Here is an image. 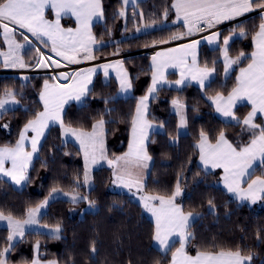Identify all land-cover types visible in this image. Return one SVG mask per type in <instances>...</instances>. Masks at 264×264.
<instances>
[{"label":"trees","instance_id":"1","mask_svg":"<svg viewBox=\"0 0 264 264\" xmlns=\"http://www.w3.org/2000/svg\"><path fill=\"white\" fill-rule=\"evenodd\" d=\"M101 3L103 23L92 28L97 40V48L93 51L95 60L121 51L136 52L165 40L172 41L170 37L181 32L170 7L173 0H138L135 8L127 10L124 29L119 17L121 0H101ZM135 9L143 16L138 15ZM165 9H169L166 19ZM139 16L146 25L155 28L134 34ZM260 23L261 14H255L220 33L223 38L233 31L240 32L241 28L245 32L244 36L234 38L228 45L229 57L245 54L229 77H223L219 49L210 50L201 45L199 65L203 67L207 64L209 68H215L214 79L209 86L203 89L192 85L178 90L161 88L150 101L147 119L156 125H163V132L152 134L147 144L151 168L142 193L167 196L179 182L182 194L176 202L185 214L191 212L199 216L188 229L192 235L186 251L190 255H195L197 251L239 250L241 255L252 257L249 264H264V200L259 207H248L233 201L219 186L217 173H205L198 167V152L195 149L201 132L207 135L210 143H215L221 132L234 147L249 143L251 133L242 124L220 121L209 99L217 93L226 96L234 88L237 70L250 60L252 40ZM62 25L68 27L72 23L63 20ZM38 46L51 55L47 47ZM2 49L0 41V51ZM23 57L30 65L26 68L30 69L35 66L38 53L28 45ZM149 58L134 55L122 60L132 85L131 97L118 98L114 80L103 83L100 75H96L83 103L69 104L64 109L66 127L90 131L94 123L101 119L105 121V147L109 160L127 150L136 102L145 96L150 82ZM0 70H3L1 64ZM46 79L54 82L48 75L22 78L0 75V97H3L5 89H11L16 92L19 101V107L0 115V146L15 145L24 125L41 111L39 94ZM174 100L186 109L187 131L184 135L177 133V116L172 107ZM247 112L246 106H240L234 114L242 120ZM173 139L176 144L170 142ZM262 172L264 169L257 166L253 177L261 176ZM28 176L30 179L21 190H15L0 179V212L5 216L11 215L13 219L23 221L27 210L48 198L53 188L62 193L86 196L88 200L50 202L38 223L51 229L59 226L58 238L38 232L25 233L10 252L8 264H31L35 257L41 262L53 261L56 264H169L178 245L174 244L164 254L154 248L152 221L128 195L109 191V168L96 170L92 176V188L86 190L80 154L72 144L61 143L58 127L48 130ZM210 200L214 205L211 209ZM89 201L94 202V211L86 210ZM8 235L7 229L0 228V250L8 246ZM93 246L95 252L92 251Z\"/></svg>","mask_w":264,"mask_h":264},{"label":"snow or ice","instance_id":"2","mask_svg":"<svg viewBox=\"0 0 264 264\" xmlns=\"http://www.w3.org/2000/svg\"><path fill=\"white\" fill-rule=\"evenodd\" d=\"M135 0H123L124 5ZM171 9L175 10L177 20H182L185 33L172 35L170 40L183 39L185 36H192L197 32L205 31L226 20L235 19L244 13L255 9H261V23L259 30L253 37L255 51L251 53V62L245 68L240 69L236 77V86L227 97L217 93L215 97H210L212 103L216 105V111L224 117L242 124L251 133L248 144L242 147H234L221 132L216 143H210L207 135L200 134V143L197 147L200 150V160L205 168H219L223 170L222 181L229 193L234 194L240 200H251L256 203L264 200V172L261 176L253 179L255 172L254 165L259 162V166L264 169V123H256L258 114L264 116V0H173ZM51 10L54 19H48L46 13ZM169 9H165L164 17L168 16ZM125 15L122 10L119 13ZM75 18L76 26L64 27L61 20L65 16ZM141 17L143 13H140ZM104 16L101 0H0V34L4 37V42L8 46L7 52H0L3 57L5 68H25L30 65L25 63L21 50L25 45L35 48L38 57L35 60V67L61 68V61L67 64H79L82 61L92 60L93 46L97 43L96 37L92 33V22L94 19H102ZM139 31V29H138ZM19 36L25 42L21 44L17 41ZM35 38L45 47H50V52L60 59H53L51 55L36 47L29 35ZM235 35V31H233ZM240 36L245 32L241 28ZM220 37V33L213 32L212 35L203 37L208 43H215ZM231 36L224 37L221 48L224 57L225 74L233 64H236L245 54L235 60L228 54L229 41ZM169 41H161L168 43ZM199 40H193L188 44L180 45L177 48H169L157 52L153 57V77L152 86L148 89V94L141 97L136 106V114L132 119V138L129 142V150L122 157L116 160H108L107 163L113 167L115 176L114 183L128 188H136L138 192L144 191V183L140 176L134 175L131 169L147 168V161L150 157L144 148V141L147 139L148 129L152 125L147 121L149 98H155L154 93L164 80L163 69L166 67H179L180 79L175 81L177 86L183 85L186 80L198 81L201 88L207 87L208 81L215 68H209L207 64L201 67L197 61V46ZM83 53V55H81ZM104 70V75L108 76V69H115L120 80L121 90L127 92L131 88L126 71L123 70L122 63L102 64L98 66ZM97 67L81 69L74 73L59 72L51 77L53 81H70V84L52 83L46 79L43 90L39 94L43 110L36 112L34 119L29 120L19 133V137L13 146H0V176L9 178L16 185L28 182V169L32 164L34 156L40 151L41 139L45 136L46 129L52 123H59L62 132L71 134L80 143L81 151L84 154L85 173L84 183L89 182V169L99 160L106 159L103 140V119L92 125V131L77 130L65 127L62 113L65 104L69 100H76L83 103V98L88 95L90 89L88 85L92 82V76L96 74ZM16 92L5 89L3 97H0V115L6 110L9 104H19L16 99ZM247 101L251 105V111L243 120H239L233 112V108L238 102ZM173 105L179 110L184 107L174 100ZM181 126L185 124L183 116L180 121ZM7 127V125H3ZM163 127V125H161ZM33 135L29 137L28 133ZM30 145L31 150H28ZM123 161V166H121ZM10 163L11 167H6ZM250 181V182H249ZM247 184V187H241ZM57 192L52 189L49 194L52 196ZM182 190L179 182L175 190L170 195H141L140 200L143 207L155 218V230L153 240L158 243L161 250L170 251L176 242L173 237H178L179 247L172 252L171 264H246L252 257L243 256L239 250L236 251H197L196 255H190L186 251V244L191 238L188 231L190 223L196 218L191 212L185 214L182 207L176 202V198L181 196ZM67 195V193H65ZM73 203L80 199L88 200V197H71ZM48 201L37 205L35 208L27 210L28 219L21 222L13 219L11 215L5 216L0 212V221H7L9 235L7 237L8 246L0 250V264H8V256L15 247L13 243L18 237L24 235L25 225L37 223V216L41 209L47 205ZM89 207H94V202L89 201ZM210 209L214 207L209 201ZM57 226L54 233H59ZM58 238V236L56 237ZM38 250L39 245H36ZM95 252V247L92 249ZM32 264H40L39 260H33ZM54 264V262H52Z\"/></svg>","mask_w":264,"mask_h":264},{"label":"crops","instance_id":"3","mask_svg":"<svg viewBox=\"0 0 264 264\" xmlns=\"http://www.w3.org/2000/svg\"><path fill=\"white\" fill-rule=\"evenodd\" d=\"M137 1L138 0H135V3H132V2H130L128 5H124L123 4V0H121V3H122V9H121V11L123 10L124 12H126V10H128L129 8H134L135 6H136V4H137ZM173 12H174V15H175V23L176 24H178V25H180V27H181V32L179 33V34H181V33H185L186 31H187V29L184 27V25H183V21L182 20H177V17H176V14H175V10L173 9ZM253 12H255V10H253V11H251V12H248V13H244L242 16H238V17H236L235 19H232V20H236V19H240V18H243V17H247V16H249V15H251ZM46 15H47V18L48 19H54V13H52L51 12V10H49L47 13H46ZM103 19L104 18H102V19H94L93 20V22H92V28H93V26L94 25H96V24H102L103 23ZM63 20H67L68 22H71L72 23V26H68V27H75L76 26V21H75V18L74 17H72V16H65V17H63L62 18V20H61V24H62V21ZM232 20H226V21H223V22H221V23H219V24H222V23H226V22H229V21H232ZM262 22V21H261ZM63 26V25H62ZM65 27V26H64ZM259 30V28L257 29V31ZM257 31H256V33H257ZM255 33V34H256ZM29 35V38L30 39H32L33 40V43H35V44H40L38 41H35V38H33V37H31V34H28ZM227 36H231L232 37V35H227ZM226 36V37H227ZM255 36V35H254ZM236 37V36H235ZM16 39H17V41L19 42V43H21V44H24L25 42L23 41V39L19 36V34H17V36H16ZM223 39H224V37L223 38H221V37H219V39L215 42V43H212V44H210V43H208V41L207 40H202V41H200V43H199V45L197 46V61H198V64H199V48H200V46L201 45H205V46H207L210 50H216V49H219V51H220V60H221V63H222V67H223V71H222V73H223V77L224 78H227V77H229V75L235 70V68H237V66H238V64H239V61H241L242 60V57L240 58V60L236 63V64H233L232 65V67L228 70V73H227V75L225 74V65H224V57H223V55H222V52H221V48L223 47ZM232 39H234L233 37H232ZM232 39H230V41H229V43L232 41ZM0 41L2 42V44H3V49H2V51H0V52H7L8 51V46H7V44L4 42V37H3V35L2 34H0ZM190 43V42H189ZM186 44H188V43H186ZM42 45V44H41ZM28 47V45H25V48L24 49H22L21 50V55H23L24 54V51H25V49ZM177 47H179V46H177ZM177 47H174V48H177ZM48 49H49V51H50V47H47ZM97 48V44H95L94 46H93V51L95 50ZM166 50V49H165ZM162 51H164V50H162ZM253 51H255V43H254V41L252 40V52ZM159 52H161V51H159ZM251 52V53H252ZM50 54H51V56L52 57H54V58H56V59H60L59 57H56L55 56V54L54 53H51L50 52ZM81 55H83V53H81ZM154 56V55H153ZM153 56H151L150 58H149V66H150V69H151V77H150V82H149V86H148V89L152 86V77H153V60H152V57ZM250 56H251V54H250ZM24 58V57H23ZM231 59H233V60H235L236 58H232V57H230ZM93 60V59H92ZM86 61H91V60H86ZM62 62H65V61H62ZM82 62H85V61H82ZM115 62H117V61H111V62H107V63H104V64H108V63H115ZM119 62H121L122 63V61H119ZM251 62V60H249L243 67H240L238 70H237V73H236V76H235V81H236V77L239 75V73H240V69L241 68H245V67H247V65L249 64ZM66 63V62H65ZM0 64H1V66H2V69L3 70H5V71H19V70H24V69H27L26 67L25 68H5L4 66H3V57H0ZM122 66H123V70L124 71H126L125 70V68H124V65H123V63H122ZM94 67H97V72H96V74H94L93 76H92V82L88 85V88L90 89L91 88V86H92V83H93V80H94V78H95V76L96 75H100V77H101V80H102V82L103 83H107L110 79H113L114 80V82L116 83V85H117V97L118 98H120V99H126V98H129V97H131L132 96V87L127 91V92H125V91H122L121 90V84H120V80L118 79V77H117V72H116V70L115 69H112V68H109L108 69V76L106 77L105 75H104V70L102 69V68H99L98 66H94ZM90 68H92V67H90ZM86 69H88V68H86ZM127 73V72H126ZM163 73H164V80L166 81V82H162L160 85H159V87H158V90L159 89H161V88H167V89H172V90H178V89H180V88H182L183 86H186V85H192V86H194V87H197V88H199V89H203V88H201V86H200V84L198 83V81H196V80H192V79H189V80H186L185 81V83L183 84V85H180V86H177L176 84H175V81H177V80H179L180 79V68L179 67H171V66H169V67H166L165 69H163ZM173 76V78H168L169 76ZM214 73L212 74V76L210 77V79L208 80V81H205V83L208 85L213 79H214ZM127 76H128V74H127ZM128 79H129V77H128ZM130 81V80H129ZM52 83H55V82H51V81H49V84H52ZM70 84V83H69ZM44 85V84H43ZM235 86H236V82H235ZM234 86V87H235ZM205 88V87H204ZM148 89H147V93L145 94V95H147L148 94ZM42 90H43V87H42ZM41 90V91H42ZM157 90V91H158ZM156 91V92H157ZM232 91V90H231ZM154 95H155V93H154ZM216 96V95H215ZM215 96H213V97H215ZM228 95H226L225 97H227ZM86 97V96H85ZM84 97V98H85ZM84 98H83V100H84ZM141 98V97H140ZM140 98H138V100H137V102H136V105H135V110H134V113H133V117L135 116V114H136V106H137V103H138V101H139V99ZM151 97L149 98V101H148V109H149V105H150V101H151ZM39 102H40V104H41V111L43 110V105H42V102L40 101V99H39ZM69 104H76V105H80L81 104V102H79V101H76V100H69L66 104H65V106H64V109H65V107L67 106V105H69ZM209 104L211 105V107H212V109H213V111H214V113H215V116L220 120V121H222V122H225V123H236V121H233V120H231L230 118H226V117H224L221 113H219V112H217L216 111V105L215 104H213L212 103V100L211 99H209ZM240 106H246L247 108H248V112H247V114L251 111V105L245 100V101H241V102H238L237 104H236V106L232 109L233 110V112L235 111V109L236 108H238V107H240ZM17 107H19V104H9L8 106H6V110L4 111V112H6V111H10V110H14V109H16ZM173 107V110H174V112H175V114H176V116H177V133H178V135H184L185 133H186V131H187V116H186V109H185V107H183L182 109H177L174 105L172 106ZM3 112V113H4ZM147 112H148V110H147ZM63 114H64V110H63V113H62V119H63ZM247 114L245 115V117L247 116ZM181 116H183V118H184V120H185V124L183 125V126H181V124H180V121H181ZM133 117H132V119H133ZM146 119H147V115H146ZM243 120V119H242ZM241 120V121H242ZM147 121L152 125V127L150 128V129H148V134H147V139L144 141V148H145V151H146V153H147V144H148V142H149V140H150V137H151V135L152 134H155V133H161V132H163V128L161 127V126H159V125H156V124H154V123H151L148 119H147ZM257 121H260L261 123H264V116H261L260 114H258V116H257V119H256V121L255 122H257ZM97 123V122H96ZM95 124V123H94ZM93 124V125H94ZM51 127H58L59 128V131H60V140H61V143L62 144H67V143H69V144H72L73 146H75V148L78 150V152H79V154H80V158H81V162H82V165H83V181H84V173H85V160H84V154H83V152L81 151V148H80V143H79V141L74 137V136H72L71 134H65V133H63L62 132V129H61V127H60V124L59 123H52V124H50V126H49V128L48 129H46V131H45V136H46V134H47V132H48V130L51 128ZM66 127V126H65ZM92 131V128H91V130L90 131H88V132H91ZM103 132H104V135H103V140H104V150H105V154H106V157H107V153H106V147H105V128H103ZM28 135H29V137H31L32 135H33V133H31V132H29L28 133ZM45 136L41 139V142H40V146H41V144H42V142H43V140H44V138H45ZM131 138H132V120H131V127H130V130H129V135H128V142H127V150H126V152L125 153H127L128 152V150H129V142H130V140H131ZM172 144H176V140L175 139H173V140H171L170 141ZM200 143V140L195 144V149L197 150V152H198V160H197V164H198V167L203 171V172H205V173H217L218 174V176H219V186L221 187V189L233 200V201H235L236 203H238V204H241V205H245V206H248V207H257V206H259L260 204H261V201L262 200H258L256 203H252L251 202V200H240V199H238L234 194H232V193H229L228 191H227V189L225 188V186H224V183H223V181H222V176H223V170L222 169H219V168H211V167H208L207 169L205 168V166H204V164L201 162V160H200V150H199V148L197 147V145ZM216 143V142H215ZM215 143H213V144H215ZM39 146V147H40ZM28 150L30 151L31 150V148H30V145L28 146ZM124 153V154H125ZM124 154H122V155H120V156H117V157H122V156H124ZM147 155H148V153H147ZM37 156V155H36ZM36 156H34V158H33V161H34V159L36 158ZM149 156V155H148ZM117 157H115L113 160H116V158ZM109 159H108V157L106 158V159H104V160H99V162L97 163V164H95V165H91L90 166V169H89V177H90V179H89V182L87 183V184H85L84 183V185H85V188H86V190H90L91 188H92V176H93V173L96 171V170H98V169H102V168H109L110 169V171H111V184H110V186H109V191L110 192H114V193H122V194H126V195H128L135 203H137L140 207H141V209H142V211H143V213L152 221V223H153V228H154V230H155V218L152 216V214L150 213V212H148L144 207H143V204H142V202H141V200H140V196L141 195H144L143 193H141V192H138L137 191V189L136 188H132L131 190H129L128 188H125V187H122V186H120L118 183H114V181H115V176L113 175V172H114V170H116V169H114L113 167H110L109 165H108V163H107V161H108ZM33 161H32V163H33ZM121 163V166H123V161H121L120 162ZM147 168H140V169H136V168H133V169H131V171L133 172V174L134 175H138V176H140L141 178H142V180H143V183H144V185H145V182H146V179H147V176H148V174H149V171H150V168H151V159H149L147 162ZM32 165V164H31ZM31 165H30V167H31ZM257 166H259V162H257L255 165H254V168H256ZM6 167H11V164L10 163H8V164H6ZM30 167H29V169H30ZM29 169H28V171H29ZM256 177H253V179H255ZM0 179L1 180H4V181H6V182H8L15 190H21L23 187H24V185H25V183H22V184H20V185H16L14 182H12L9 178H6V177H3V176H0ZM250 182V181H249ZM241 187H244V188H246L247 187V184H242L241 185ZM73 195L72 194H67V195H65V193H62V192H59V191H57L56 193H54L52 196H48V198H46L45 200H47L48 201V203H47V205L44 207V208H42L41 209V211H40V213L38 214V216H37V223H35V224H31V225H25V229H24V234L25 233H27V232H38V233H42V234H45V235H49V236H53V237H57L58 236V234L59 233H54V230L55 229H51V228H48V227H44V226H41V225H39V219H40V217L45 213V211H46V209H47V207H48V205H49V203L50 202H52V201H54V200H65V201H68V202H71V203H73L72 202V199H71V197H72ZM78 197H80V196H78ZM44 200V201H45ZM83 201V199H80L79 201ZM44 201H42L41 203H43ZM78 201V202H79ZM40 203V204H41ZM195 215V219L190 223V226L192 225V223L193 222H195L197 219H198V215H196V214H194ZM28 219V216L23 220V221H25V220H27ZM23 221H21V222H23ZM0 228H5V229H7L8 231H9V228H8V224H7V221L5 220V221H0ZM153 233H154V231H153ZM23 237V236H22ZM22 237H18L17 239H16V241H14L13 243L15 244L16 242H18ZM173 240H175L176 242L174 243V244H177L178 246L176 247V248H178L180 245H179V242H178V237H173ZM190 240V239H189ZM189 242V241H188ZM187 245V244H186ZM153 246H154V248L157 250V251H159L161 254H164V253H166L165 251H163V250H161V248H160V246L158 245V243L157 242H155L154 240H153ZM175 251V250H174ZM196 255V254H195ZM195 255H193V256H195ZM171 258H172V256H171ZM34 260H37V258L35 257L34 258ZM40 262V264H52V262L53 261H47V262H41V261H39ZM249 262L250 261H247L246 262V264H249ZM32 264V263H31ZM54 264H56L55 262H54ZM169 264H171V260H170V262H169Z\"/></svg>","mask_w":264,"mask_h":264},{"label":"built area","instance_id":"4","mask_svg":"<svg viewBox=\"0 0 264 264\" xmlns=\"http://www.w3.org/2000/svg\"><path fill=\"white\" fill-rule=\"evenodd\" d=\"M261 11H262L261 9H258L257 11L253 12L251 15H249L247 17L232 20V21L222 23V24H216L214 27L208 28L202 32H197L192 36H185L183 39L172 40V41H169L168 43H160V44L153 45L151 47H148V48L136 51V52L121 51V52L117 53L116 55H113V56L108 57V58L98 59V60L93 59L91 61H85V62H81L79 64H67V63L61 61L62 65H66V66H62L61 68H58V69H56L54 67L53 68H44V67L38 68V67L34 66L30 69H24V70H19V71L0 70V75H12V76L13 75L14 76L48 75V76L52 77L54 75H57L59 72L74 73V72L80 71L81 69L99 66V65H102V64L107 63V62L122 61L123 59L134 56V55H145L147 57H151L159 51L169 49V48H174V47L189 43L193 40L202 41V40H204L203 37L210 36V35H212L213 32L221 33L224 29H227V28L237 24L238 22L242 21L245 18H248V17L255 15V14H261ZM34 45L36 47H39L35 43H34ZM45 55L47 56L49 54L45 53ZM53 59H56V58L53 57ZM54 82L59 83V84H69L70 83V81H64V80H60L58 82L54 81Z\"/></svg>","mask_w":264,"mask_h":264},{"label":"rangeland","instance_id":"5","mask_svg":"<svg viewBox=\"0 0 264 264\" xmlns=\"http://www.w3.org/2000/svg\"><path fill=\"white\" fill-rule=\"evenodd\" d=\"M138 2V1H137ZM135 8V7H134ZM258 9H256L255 11H257ZM121 12V11H120ZM135 12L138 14V15H140L139 14V11L137 10V9H135ZM131 15H132V13H131ZM119 17L121 18V20H122V22H123V29L125 28V25H126V21H127V10H126V12H125V15L124 16H121L120 14H119ZM139 21H138V26L134 29V34H141V33H145V32H148V31H150V30H152V29H154L155 27L154 26H150V25H146L144 22H143V19L139 16ZM246 19V18H245ZM244 20V19H243ZM138 29H139V31H138ZM239 33L240 32H235V35H233V33H231L230 35H232V37L233 38H240V37H242V36H240L239 35ZM176 35H179V33L178 34H176ZM236 36V37H235ZM233 40V39H232ZM18 77H26V76H18ZM259 207V206H258ZM86 210H88V211H94L95 210V206L94 207H89V205H87V208H86Z\"/></svg>","mask_w":264,"mask_h":264}]
</instances>
